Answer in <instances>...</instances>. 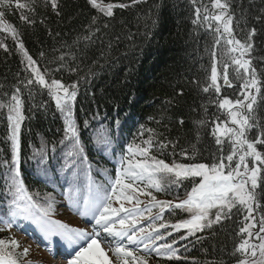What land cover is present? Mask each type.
<instances>
[{
  "label": "trees",
  "instance_id": "obj_1",
  "mask_svg": "<svg viewBox=\"0 0 264 264\" xmlns=\"http://www.w3.org/2000/svg\"><path fill=\"white\" fill-rule=\"evenodd\" d=\"M20 2L28 5L22 13L27 20L21 19L15 0L13 7L0 9L5 13L0 19L17 32L13 38L0 27L4 45L0 46V239L20 242L14 231L25 225H29L28 232L40 228L44 233L51 229L57 236L66 233L68 226L61 227L56 206L65 202L73 208L83 207V198L89 195L88 175L94 181V194L96 185L115 178L129 144L145 146L143 142L151 140L150 155L168 164L212 165L221 158L227 163L231 140L214 134L216 124L226 120L227 111L218 102L226 97L243 100L245 89L241 85L251 79V69L255 70L259 92L250 90L255 102L246 137L250 141L264 139V0H221L228 4L225 14L232 17L234 39L251 45L244 56L251 61L249 74L242 69L237 74L232 58L239 57V52H230L228 34L215 30L220 25L209 11L213 0H102L105 5H115L111 16L93 7L90 0H56L55 8L51 0ZM24 51L35 61L31 67ZM214 64L219 93L214 88L204 91L211 83ZM225 64L231 87L223 85ZM33 67L39 68L49 83L58 80L69 91L75 90L72 110L86 161L68 155L71 144L65 140L63 114L49 90L35 81ZM13 95L21 101L24 117L19 130L20 179L37 204L45 208L52 204L48 219L59 224L42 228L24 214L10 215L14 206L10 205L13 196L9 184L11 169L16 166L12 164L8 120ZM105 137H110V144L103 142ZM257 150L264 156V145L257 143ZM237 161L238 157L232 168ZM247 161L251 163V158ZM197 183L194 177L180 181L177 188L150 190L158 200L179 199V203ZM252 191L259 221L264 217V166H260L257 187ZM140 197L146 199L143 208L151 197ZM215 212H210L209 219H215ZM158 213L159 218L153 219ZM247 214L244 206L237 205L218 223L187 233L184 228L173 229L172 224L190 218V213L175 208L161 212L156 207L151 216L145 212L136 227H155L153 236L158 234L161 239L150 249L171 245L175 255L166 248H160L159 254L151 250L145 253L143 243L130 247L150 264H234L244 256L237 246L246 238L239 229L244 227ZM15 255L19 264H31L20 244Z\"/></svg>",
  "mask_w": 264,
  "mask_h": 264
},
{
  "label": "snow or ice",
  "instance_id": "obj_2",
  "mask_svg": "<svg viewBox=\"0 0 264 264\" xmlns=\"http://www.w3.org/2000/svg\"><path fill=\"white\" fill-rule=\"evenodd\" d=\"M51 3L53 8H55L56 0H51ZM90 3L107 16L113 14L112 9L115 5L111 3L105 5L102 3V0L100 2L98 0H90ZM213 3L221 11L219 15L212 17V19L218 22V25H222L223 33H227L228 37H231L232 17L225 15L228 4L221 3V0H213ZM4 7H13V0H0V9ZM14 7L21 11L22 20L28 19L22 14L23 9L28 7L26 3L15 0ZM120 7H124V5H120ZM4 15V11L0 10V18ZM204 19L208 20L209 17L205 16ZM0 27H2L5 33H10L13 38L16 37V29L11 24L4 23L0 19ZM215 30L221 32V27L217 26ZM216 43L219 44L220 41L217 40ZM227 44L232 46L229 48L230 52H239V57L232 58V64L237 66V74L240 73L241 69L244 74H249L251 61L244 59V56L251 48V45H246L232 38L227 39ZM0 46H4L2 42H0ZM19 46L21 50L24 49L22 43ZM24 55L27 57L30 67L35 64V61L32 60L31 56H28L26 51H24ZM227 69L228 65L225 64L223 81L226 85L231 86ZM32 71L35 74V81L49 90L50 95L53 96L57 107L63 114L65 140L71 144V150L68 155L76 156L86 161L87 157L84 154L79 128L72 110L71 102L75 99V90L69 91V88L65 87L58 80H52L49 83L39 68L33 67ZM210 81L211 83L208 87L204 88V91L208 92L210 88H214L215 92L219 93L221 87L218 82V73L215 64L211 69ZM32 82L29 81L30 84ZM256 86L257 79L255 77V70L251 69V79H245L241 87L246 90L256 88V91L259 92V88ZM71 87L74 89V86ZM17 92H19V89H17ZM61 92L63 95L60 94ZM12 100L14 101V105L10 109L8 119L11 122L12 164L16 166L11 169L12 176L9 184V189L13 196L10 205L14 206L10 215L15 217L16 215L24 214L26 218L34 219L42 228L48 224H59V221H50L48 219L49 212L52 210V204L49 203L46 208L37 204L33 196L28 192L23 180L20 179L18 167L20 147L19 130L24 117L20 111L21 101L19 98L13 95ZM244 101L250 102L245 103ZM254 102L255 97L250 94L245 95L243 100L237 99L233 101L226 97L218 102L219 107L227 111L228 120L232 125L229 126L227 122H221L217 123L214 128L215 135L218 137H227L231 140L232 152L226 157L227 163L224 158H221L218 163H213L212 165L204 163L182 164L176 162L168 164L164 160L150 155L152 141L147 140L143 142L145 146L134 143L128 145L127 152L119 161L115 178H108L106 184L96 185L94 194V181L88 175L87 187L89 195L83 198L84 211L80 214L87 215L88 212H91L95 219V224L100 231L87 233L82 229H71L68 233H64V238L72 243L80 244L78 250L75 251V254L68 260L67 264H115L109 258L105 248L102 247V243L108 242L109 239L115 244V247L111 251L117 257V260H122V264H129L128 258H131L132 264H137V262L139 264H147V260L144 257L138 258L134 254L133 248L129 247V245L143 243V251L145 253L151 250L159 254L160 248L171 249V245H161L160 248L152 247L150 249V245H154L155 240L161 239L158 234L153 236V233L157 231L156 228L151 227L150 229H145L141 227L137 229L136 227L144 217V213L147 212L151 216L152 209L156 207H159L161 212L166 208H175L183 209L190 213V218L178 221L172 225L173 229L184 228L190 233L201 230L206 226L210 227L212 223H218L237 205L244 206L247 209L249 215L245 217L246 221L255 220V217L252 215L255 211V194L252 189L257 187V176L260 172V166H264V156L257 150V143L264 145V139L250 141L246 137L247 130L252 127L249 114L253 109ZM11 113H14V115ZM103 142L110 144V137H105ZM216 142L219 144L221 140L218 138ZM237 157L238 162H236L235 168H232V162ZM248 157H252L254 161L258 162L259 166L249 169ZM90 168L91 166L89 165V172ZM226 168L231 170L225 171ZM241 168H243V171H241ZM164 176L173 178V182L176 183L190 177H200L202 179L199 184L191 189L186 199L173 204L171 201L158 200L150 190H164L161 184V177ZM71 187L70 185V191ZM141 194L151 197L148 204L143 208H141L142 201L139 199V195ZM125 201L131 207H125ZM114 202H119V206H113ZM213 209L216 210L214 220L209 219V214ZM157 218H159V213L157 217H153V219ZM5 224L9 228L12 227V224L7 221H5ZM258 224L259 230L256 232H253L252 229L257 225L251 222L239 229L241 234L246 233L247 236L237 246V251L248 254L249 249H251L250 255L255 257L258 250L261 257H264V235H261L264 233V217L260 218ZM61 227L66 228L67 226L61 225ZM159 227L164 228L166 225L160 224ZM101 232L106 234L103 242L100 238ZM253 236L259 241L258 245L250 243V239ZM125 238L127 244L124 243ZM18 247L19 242L14 238L7 241L0 239V264H19V260L15 255V249ZM28 252L29 249L25 248L23 255L26 256ZM171 255H175L174 249H171ZM25 264H27V261H25ZM239 264H248L247 255L245 259L239 261ZM252 264H264V260L259 262L253 260Z\"/></svg>",
  "mask_w": 264,
  "mask_h": 264
},
{
  "label": "rangeland",
  "instance_id": "obj_3",
  "mask_svg": "<svg viewBox=\"0 0 264 264\" xmlns=\"http://www.w3.org/2000/svg\"><path fill=\"white\" fill-rule=\"evenodd\" d=\"M210 5L211 6L209 7V11L212 10V12L214 13V15H219L221 10L218 9V8H216L214 6V3L213 2H211ZM203 9L204 10L206 9L205 5H204V8ZM221 31H223V28H222ZM250 90H251V88L250 89H247V90L245 89L244 96L245 95H249L250 94ZM61 95H63V94H61ZM11 114L14 115V113H11ZM9 115H10V110H9ZM228 123H231V122L228 120ZM9 126H10V129H11V122L10 121H9ZM249 158H251V163L248 164L249 169H251L252 167L258 166L256 164V161H254V159L252 157H249ZM234 168H235V166H234ZM241 171H243V168H241ZM190 178H194V177H190ZM195 178L198 181L197 184H199L202 178H200V177H195ZM183 180H186V179H182L181 181H183ZM161 184L165 188H170V187H172V185H173V187L175 185V188H177L176 187L177 186V183L176 182H173V178L168 177V176L161 177ZM191 189H189L188 192H190ZM139 199L142 201V204L146 202V199H144L142 197H140ZM173 200H176V201H171V200L166 199V198H164L163 201H171L173 204L178 203V201H179V199L178 200L177 199H173ZM124 203H125V207L131 206L126 201ZM113 206L118 207L119 206V202H114V205ZM73 210H74L73 206L70 207L65 202H63L62 204H59V205L56 206V210H55L56 218L59 217L58 219L62 221V223H61L62 225H65V226L71 225L74 229H84V230L87 229L88 232L91 233L92 232L91 230H92L93 227L90 226V225H86L85 226L84 224H82L79 221V219H77V218L74 217V214L72 212ZM247 213H248V211H247ZM248 215H249V213L247 214V216ZM252 215L254 216V213H252ZM51 219H53V216L51 217ZM90 222H91V224H94L93 226L96 227L95 220L93 222L92 221H90ZM249 222L255 223V220H253V221H246L245 224H247ZM85 223H88V222H85ZM204 223H206V222H204ZM172 225H174V224H172ZM99 231H100V229H99ZM252 231L253 232H256L257 231L256 230V227L253 228ZM187 233H190V232L187 231ZM32 235H33V233H32ZM34 236H37V235L34 234ZM105 236H106V234H104L102 232L101 233V237H100L101 240H102V242L104 241ZM246 236H247V234H246ZM15 237L20 240V242H19L20 249H23V250L25 248H28L29 249V252L27 254L29 256L28 259H30L31 264H67L68 260L71 259V257L74 255V253H70L68 251V249L62 251V250H60L58 248L57 249H55V248H53V249L51 248L50 249L49 248L50 249V251H49L47 246L50 243H53V241H40L36 237L34 238L31 235L28 236V235L22 234L21 232H18V231H17ZM124 240L127 243L126 238ZM113 243L114 242L111 239H109L108 242H103L102 243V247L105 248V250H106L109 258L111 260H113L115 262V264H122V260H117V257L111 251V249L113 248V246H112ZM250 243L251 244L258 245L259 244V241L255 238V236H253L250 239ZM129 246H132V245H129ZM250 252H251V249H249V253L248 254H244V256H243V258L241 260L245 259V256L246 255H247V259H248V264H252V261L253 260H256L257 262H259L261 260H264V257H261V255H260V253H259L258 250H257V253H256V256L255 257H252L250 255ZM129 264H132V262L130 260H129ZM147 264H150V263L147 262ZM234 264H239V262L234 263Z\"/></svg>",
  "mask_w": 264,
  "mask_h": 264
},
{
  "label": "water",
  "instance_id": "obj_4",
  "mask_svg": "<svg viewBox=\"0 0 264 264\" xmlns=\"http://www.w3.org/2000/svg\"><path fill=\"white\" fill-rule=\"evenodd\" d=\"M201 3H203V1H201ZM226 15H228V13L226 14ZM220 27H221V29L223 28L222 27V25H220ZM228 37V36H227ZM228 38H232V39H234V37H233V35L231 36V37H228ZM235 40V39H234ZM224 86H226V87H231V86H228V85H226L225 83L223 84ZM256 202V201H255ZM256 225H257V230L259 229V224H258V220H257V214H256ZM263 235H264V233H262Z\"/></svg>",
  "mask_w": 264,
  "mask_h": 264
}]
</instances>
